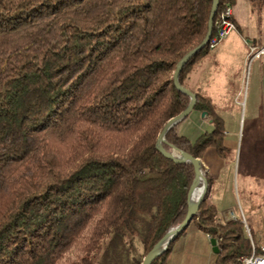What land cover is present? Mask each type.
I'll return each instance as SVG.
<instances>
[{
  "label": "trees",
  "instance_id": "16d2710c",
  "mask_svg": "<svg viewBox=\"0 0 264 264\" xmlns=\"http://www.w3.org/2000/svg\"><path fill=\"white\" fill-rule=\"evenodd\" d=\"M234 0H220L214 20ZM213 0H0V264H142L186 218L195 172L157 149L190 98L178 63L208 33ZM209 44L184 67H192ZM213 130L172 146L202 159L224 146V123L197 95ZM203 172L205 169L203 168ZM195 224L240 264L254 243L209 202ZM190 226V225H189ZM189 228V227H188ZM152 264H169L174 243ZM144 253L137 257L134 240Z\"/></svg>",
  "mask_w": 264,
  "mask_h": 264
},
{
  "label": "crops",
  "instance_id": "0c3cea01",
  "mask_svg": "<svg viewBox=\"0 0 264 264\" xmlns=\"http://www.w3.org/2000/svg\"><path fill=\"white\" fill-rule=\"evenodd\" d=\"M230 5L234 10L237 31L216 49L209 50L202 56L192 67L187 79L188 89L196 95L209 99L216 114L223 120L224 145L233 143L229 139L232 135L229 131L231 124L241 123V116L236 111L235 113L231 111V108L234 109L236 101L247 93L245 115L250 110L249 114L252 117L255 110H258V101L264 100V56L254 60L250 56L252 47L257 49L264 47V11H262L264 0H234ZM258 7L263 13L262 18H260ZM249 61H252L253 70L249 84L246 86V68ZM248 99L251 100L249 110ZM238 104L240 103L238 102ZM262 106L264 109V105ZM201 123L203 127H208V130L213 128L208 115L203 117ZM211 149L214 148L208 150ZM203 168L212 177L214 184V177L204 163ZM221 198L209 195V202L217 209L220 222L225 224L231 221L228 216L231 210L220 208ZM243 205L248 209L251 208L250 196H247ZM214 254L211 238L193 224L174 243L169 264H216Z\"/></svg>",
  "mask_w": 264,
  "mask_h": 264
},
{
  "label": "rangeland",
  "instance_id": "374dc122",
  "mask_svg": "<svg viewBox=\"0 0 264 264\" xmlns=\"http://www.w3.org/2000/svg\"><path fill=\"white\" fill-rule=\"evenodd\" d=\"M258 12L262 18L263 13L260 7ZM252 70V61H249L246 68V86L249 84ZM246 94L236 101L234 109L231 108V111L234 113L236 111L241 116V123H232L229 128L232 133L229 139L233 143H225L226 151L223 155L215 149L208 150L202 160L214 177L210 196L222 197L220 208L231 210L228 213L231 220L234 216L241 219L248 236L251 237L253 234L255 240L252 241L256 242L260 248H264V109L262 106L264 100L258 101V110H255L254 116L251 117L249 114L251 100L248 99L249 111L245 115ZM201 122H203L202 114L193 111L178 125L177 133L194 142L202 134L213 130V128L208 130V127H203ZM247 196H250L252 200L250 209L243 205ZM192 225L193 223L190 224ZM134 246L137 257H142L144 253L142 243L135 239Z\"/></svg>",
  "mask_w": 264,
  "mask_h": 264
},
{
  "label": "water",
  "instance_id": "95a60500",
  "mask_svg": "<svg viewBox=\"0 0 264 264\" xmlns=\"http://www.w3.org/2000/svg\"><path fill=\"white\" fill-rule=\"evenodd\" d=\"M220 4V0H213V6H212V10H211V15H210V19H209V23H208V33L205 37V39L203 40V42L197 46L195 49H193L192 51H190L187 55H185L183 57V59L178 63L175 73H174V85L176 87V89L182 93L187 95L190 98V104L187 107V109L180 114L179 116L173 118L172 120H170L167 125L165 126L164 130L162 131V133L159 135L158 140H157V149L160 151V153L166 157L169 160H172L174 163L176 164H190L193 166L194 168V172H195V178L194 181L189 189V193H188V212H187V216L185 218V220L178 226L176 227L174 230H172L171 232H169L163 239L161 242H159L154 249L146 256V258L144 259L142 264H152L155 259L159 256H161L164 252H166V250L168 249V247L170 246V244L181 234L183 233L191 224V222L193 221V219L197 216L201 204L208 192L209 189V184L207 181V178L203 172V162L201 159L199 158H194L192 155L177 149L176 147L172 146L173 151H167L164 148V144L167 143L166 141V135L168 134V132L173 129L174 127H176L178 124H180L183 120H185L186 118H188L190 116V114L194 111V108L196 106L197 103V95L195 93H193L191 90H189L188 88L183 87L180 84L179 81V77L184 69V67L188 64V62L195 56L197 55L199 52H201L203 49H205V47L208 45L209 41L212 38L213 35V30H214V20H215V16L218 10ZM203 117L207 116V113H203L202 114ZM204 181V190L203 193L200 197V199L198 200L197 203H194L192 201L193 195L199 185V181L200 180ZM212 246H213V251L215 254H219L220 249L218 247L217 241L216 240H211Z\"/></svg>",
  "mask_w": 264,
  "mask_h": 264
},
{
  "label": "built area",
  "instance_id": "2783aa9c",
  "mask_svg": "<svg viewBox=\"0 0 264 264\" xmlns=\"http://www.w3.org/2000/svg\"><path fill=\"white\" fill-rule=\"evenodd\" d=\"M237 31V26L234 21V10L230 4H227L217 22H216V31L212 35L211 40L209 41V50L216 49L224 40L228 39L234 32ZM251 59H260L264 56V47L255 48L252 47L250 51ZM238 217H233L232 220L237 219ZM240 264H264V248H261L260 252H257L254 243L252 244V254L250 256L242 257L240 259Z\"/></svg>",
  "mask_w": 264,
  "mask_h": 264
},
{
  "label": "bare ground",
  "instance_id": "6f19581e",
  "mask_svg": "<svg viewBox=\"0 0 264 264\" xmlns=\"http://www.w3.org/2000/svg\"><path fill=\"white\" fill-rule=\"evenodd\" d=\"M203 190H204V181L201 179L199 181V185H198V187H197V189H196V191H195V193L193 195V198H192V201L194 203L198 202V200L200 199V197H201V195L203 193Z\"/></svg>",
  "mask_w": 264,
  "mask_h": 264
}]
</instances>
